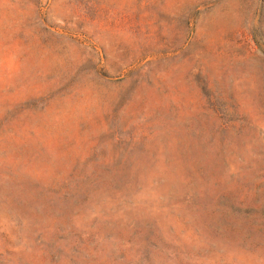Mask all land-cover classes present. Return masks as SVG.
I'll return each mask as SVG.
<instances>
[{
  "label": "rangeland",
  "instance_id": "obj_1",
  "mask_svg": "<svg viewBox=\"0 0 264 264\" xmlns=\"http://www.w3.org/2000/svg\"><path fill=\"white\" fill-rule=\"evenodd\" d=\"M0 264H264V0H0Z\"/></svg>",
  "mask_w": 264,
  "mask_h": 264
}]
</instances>
